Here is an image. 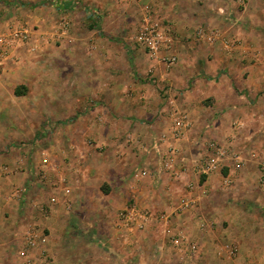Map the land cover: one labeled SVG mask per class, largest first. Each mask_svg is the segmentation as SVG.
Returning a JSON list of instances; mask_svg holds the SVG:
<instances>
[{
    "label": "crops",
    "instance_id": "crops-1",
    "mask_svg": "<svg viewBox=\"0 0 264 264\" xmlns=\"http://www.w3.org/2000/svg\"><path fill=\"white\" fill-rule=\"evenodd\" d=\"M21 1L24 3H14L11 9L17 15L14 24L27 27L31 40L16 47L8 59L0 62V249L11 239L13 242L21 239L25 245V233L21 230L24 228L37 231L44 242L30 256L24 255L23 249L13 250L11 264H27L29 259L31 264H215L209 247H216L222 229L235 223L232 211L236 207L232 208L223 198L229 189L224 185L230 182L232 173L224 175L220 171L201 178L196 151L203 149V139L224 140L234 148L242 144L238 133L230 135V142L221 135L225 131V119L231 115L238 118L239 130L246 124L245 118L253 123L259 120V130L264 129V73H256L257 67L264 68V59L254 53L264 45V0H142L144 7L155 5L175 24L182 17L195 18L212 28L213 22L221 21L233 30L239 45L252 51L247 55V66L242 67V61L247 59L241 52L234 56L221 55L218 47L221 38L215 36L220 32L210 29L213 35H208L199 45H175L174 53L180 58L174 68L152 61L155 85L134 79L132 90L123 95L121 104L113 103L112 94L107 93L105 111L111 115V121L104 127L90 128L95 135L92 142L83 137H55L42 140L45 143L39 147L33 138L34 131L41 128L39 124L6 121V116L13 111L34 112L33 108L18 104L19 99L26 97L24 88H29L36 72L39 74L40 64L51 63L55 55L65 70L67 46L79 44L78 21L69 18L71 12L52 4L60 0ZM63 1L98 4L111 0ZM13 19L6 20L3 27ZM91 31L94 30L86 29L88 38L82 44H99L96 37V41H91ZM251 45H255L254 49ZM229 59L241 70L235 84L238 91L227 76L214 77ZM60 79L59 82L65 81L63 73ZM58 100L60 114L67 111L70 103L74 111L85 108L82 102L77 103L75 97L64 92H59ZM114 114L122 120H112ZM183 116L189 126L177 138L176 121ZM102 129L108 130L106 138L98 134ZM5 131L10 132L6 135ZM258 136L252 131L244 142H256ZM100 146H104V153L99 152ZM246 167L239 166V177L248 176ZM39 168L52 177L51 172L56 170L68 181L65 180L64 193L48 183L50 189L46 187L49 191L45 202L52 216L38 222L28 221L25 227L22 217L29 204L20 195L33 184ZM23 180L27 182L25 188L21 187ZM189 184L195 186L193 191L188 189ZM184 199L191 200L190 209L177 214ZM131 201L153 214L152 222L143 231L122 225L120 212ZM239 208L244 212L243 207ZM163 215L169 216V221L160 219ZM254 218L245 213L239 218L240 226L248 229V233L243 229L239 233L248 234V239L255 235L250 226L255 223ZM167 225L183 231L196 242L198 252L175 249L164 234ZM243 236L240 234L232 240L243 243ZM4 257L5 253L0 252V264H10L2 260Z\"/></svg>",
    "mask_w": 264,
    "mask_h": 264
},
{
    "label": "rangeland",
    "instance_id": "rangeland-1",
    "mask_svg": "<svg viewBox=\"0 0 264 264\" xmlns=\"http://www.w3.org/2000/svg\"><path fill=\"white\" fill-rule=\"evenodd\" d=\"M14 3L21 5L24 2L21 0H0V28H6L3 27L6 20H11L14 17L16 18L17 15H14V12L11 10ZM257 4L259 6V3ZM142 6L141 2L122 0H111L98 4L83 1L76 4L75 1H71L70 4L66 2L64 11L71 12L69 18L78 21L76 32L79 38V44L67 46L64 71L62 65L58 63L57 55L54 56L55 58L51 60V63L40 64L39 74L36 72L33 75L34 83L32 82L29 88H24L23 96L26 95V97L21 100L19 99L20 102L18 103L19 105L23 103L27 108H33L34 112L19 114L13 111L12 115L8 114L6 116V121H29L39 124L41 128L34 131L33 137L34 141L36 140V142L39 143L38 147L41 146V143H45V141L41 142L42 140L55 137H83L92 142V138H94L95 135H93L94 129L92 130L90 128L94 127V125L97 128H101L108 125L107 122L111 121V115L107 114L105 111V107L108 105L105 99L107 93H110V95L112 94L113 103L121 104L124 103L123 95L132 90L131 87L134 79H143L146 81L145 83L148 81V83L155 85L154 79L156 78L154 75L156 70L152 67V61L156 64L162 62L164 65H167V68H174L180 58L178 54L174 53L175 51L173 48L175 45H199L204 42L203 39H207L206 37L208 35H212L210 29L219 31L220 38L235 44L231 45L230 50L227 51L221 39L218 46L221 55L227 57V55L232 54L234 56L235 53L241 52V56H246L247 59L242 61V67L244 68L247 66L249 62L247 55L252 51L245 45H239L240 43L236 40L238 38L233 30L229 29L228 26L226 27L221 21L216 20L213 22L214 28H212L213 26H208L205 22H200L195 18L182 17L181 19H177L176 25L175 22H171L169 16H165L164 11L159 12L157 10L158 7L155 5L150 7L151 16L166 30L170 42L167 43L168 46L164 48V51L157 57L150 56L138 40L144 25V16L147 12L144 6ZM242 7L244 8L243 5ZM14 20L15 19H13L11 23L14 24ZM86 29L94 30L93 32L91 31V36L89 37L92 42L97 40L99 43L98 45L82 44L84 40L88 38ZM199 31L204 32V37L201 38L198 35ZM207 42L212 43V40H207ZM254 47L255 45H251L250 48L254 49ZM254 53L258 58L264 59V45H261V48H257ZM173 56L176 57V62L174 65L169 66L167 60H163V58L167 59V57ZM231 59L228 60L230 65L227 62L225 68H221L214 77L221 79L223 75L227 76L228 79H232L233 81V89L238 91L239 89L235 84H237L238 77L242 74H240L241 70L238 69L237 63L233 62ZM256 69L258 75L264 73L263 67L259 66ZM247 72L249 73V71ZM61 73H63L65 81L59 82L61 81ZM260 84L259 82L257 83L258 88H260L258 86ZM59 92H64L70 96L72 95L75 97L77 103H79V101L82 102L85 107L83 108L84 110L74 111L71 107L72 103H70V105L66 107L67 111L65 113L62 111L60 114L57 103L59 101ZM243 92L244 90L242 93ZM71 102L73 101L71 100ZM96 108L99 109L98 112L94 111ZM112 116H114L112 120L118 122L122 120L120 116H116L115 114ZM237 119L238 118L234 115L225 119V131L223 134L221 133V135L225 137L227 142H230L228 141L231 139L230 135L233 137L238 133L237 138L241 137L243 139L242 144L234 148L233 145H228L224 140L218 142V140L203 139V141L201 140L203 151L200 149L196 151L199 153V157H196L198 158L196 162H198L201 156L206 154L207 145L211 142H217L221 145L228 146L229 149L238 152L242 157L240 163H229L228 166L223 167L221 170L224 175H228L229 172L232 173L230 182H228L227 185L222 184L227 189L229 187L223 198L225 203L229 204L232 208L236 207V210L232 211L233 215H235V223L232 226L225 227L224 230L222 229L221 236L216 242V247L215 245L209 247V252L214 258L213 261L215 264H227V262L217 255L218 249L226 243H234L238 247V262L240 264H244L248 260L264 263V185L262 184L264 159H260L264 157V129L259 130L258 127L260 123L257 122L259 120L253 123L248 122V119L246 120L245 118L247 122L242 126V129L239 130L237 128L239 124ZM126 121L127 119L121 122ZM141 122L147 124L145 120ZM60 126L61 129H58ZM107 131L106 129H102L98 134L106 138ZM252 131H255V133L259 135L256 142L255 140L244 142L245 137H248L249 133ZM9 132L10 131H5V134L8 135ZM18 148L22 147L18 146ZM98 150L101 153L105 152L104 146L98 147ZM252 159H256V161L258 159L259 161L255 162V160L252 161ZM244 165L247 166L246 168L248 170V176H246L245 179L244 175L239 177V166L243 169ZM38 171L39 172L33 176V184H31L27 190L22 191L20 195L21 199H24L23 201L29 204L27 213L22 217V226L25 227L30 223L28 221L34 220L38 222L43 217L47 219L52 216L50 207L47 206V202H45L48 195L47 191H49L47 190V188H49L48 183L57 191L61 189V192L64 193L65 185H67L66 181H68V178L58 175L56 170L51 172L53 177L45 175L40 168ZM200 176L201 178L203 177V175ZM20 183L22 188L26 187L25 184L27 182L23 180ZM54 202L55 204H59V202L53 201V203ZM239 207H243L242 210H244V212L240 211ZM244 213L255 217L253 220L255 223L252 225L250 224V226L254 228L253 234L255 235L253 237L256 238L255 240L253 239V241L251 239L253 237L248 239V234H245L248 233V229L245 228L244 230L243 227L245 226H240L241 222L239 218L243 216ZM242 229L245 231V237L243 236L244 234L239 233ZM21 230L24 233L27 231L26 228ZM240 234L245 238V242L238 243L232 240ZM21 242V239L18 242H13L12 239L5 242L3 245L4 247L0 249V252L5 253V257L2 260H8V263L10 262L11 264L13 252L23 249L25 246L24 242L23 244ZM243 248H245V252L242 251L244 250ZM241 255L242 260H240Z\"/></svg>",
    "mask_w": 264,
    "mask_h": 264
},
{
    "label": "built area",
    "instance_id": "built-area-1",
    "mask_svg": "<svg viewBox=\"0 0 264 264\" xmlns=\"http://www.w3.org/2000/svg\"><path fill=\"white\" fill-rule=\"evenodd\" d=\"M141 2L142 0H122ZM147 11L144 16V25L141 29L140 36L138 38L140 44H142L148 54L152 57H157L164 51L170 42V38L167 35L166 30L160 25L157 20H154L151 16L150 6H145ZM216 38L219 37V33H215ZM198 35L204 37V32L199 31ZM213 35V33H212ZM222 39V38H221ZM31 40V31L18 24L9 23L6 28H0V62L8 59L11 53L19 45L27 44ZM222 44L227 51L230 50L231 45L228 40L222 39ZM169 66H172L176 62V57H167ZM186 117H182L176 121L175 136L179 138L183 135V132L188 128ZM242 161L241 155L229 149L228 146L221 145L217 142H211L207 145V153L202 155L197 162L200 175L209 176L215 172H220L223 167L228 166L229 163H240ZM262 184L264 185V173L262 175ZM188 189L193 191L195 186L193 184L188 185ZM191 200L184 199L176 210L177 214H182L190 209ZM120 220L122 225L127 229H136L138 231L145 230L153 220V214L150 211L141 209L136 202L131 201L120 212ZM169 216L163 215L160 219L169 221ZM205 223H202L201 227L204 228ZM164 234L169 239L170 244L181 252L189 251L191 253H197L199 245L196 242L191 241L183 231H178L174 227L167 225L164 228ZM44 241L41 239L37 231L28 229L25 233V246L23 248L24 255L30 256L40 244ZM218 257L227 262V264H240L239 261V249L234 243H226L218 249ZM27 264H31L30 259ZM244 264H264L253 260H248Z\"/></svg>",
    "mask_w": 264,
    "mask_h": 264
},
{
    "label": "trees",
    "instance_id": "trees-1",
    "mask_svg": "<svg viewBox=\"0 0 264 264\" xmlns=\"http://www.w3.org/2000/svg\"><path fill=\"white\" fill-rule=\"evenodd\" d=\"M53 5L57 6L59 9L65 10L64 5L65 2L63 0H60V2H52ZM16 94H20L18 90H16Z\"/></svg>",
    "mask_w": 264,
    "mask_h": 264
}]
</instances>
